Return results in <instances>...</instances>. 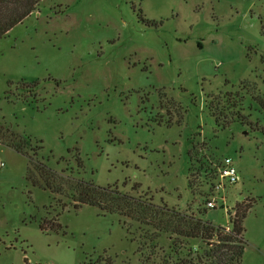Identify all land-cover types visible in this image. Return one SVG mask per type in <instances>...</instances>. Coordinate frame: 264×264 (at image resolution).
<instances>
[{
    "label": "rangeland",
    "instance_id": "1",
    "mask_svg": "<svg viewBox=\"0 0 264 264\" xmlns=\"http://www.w3.org/2000/svg\"><path fill=\"white\" fill-rule=\"evenodd\" d=\"M0 121L58 172L205 209L215 226L251 202L242 264H264V0H42L0 40ZM227 157L239 178L208 208L219 180L205 167ZM0 158V264H140L138 234L97 207L68 206L66 234L41 231L60 196L32 187L28 156L0 142Z\"/></svg>",
    "mask_w": 264,
    "mask_h": 264
},
{
    "label": "trees",
    "instance_id": "2",
    "mask_svg": "<svg viewBox=\"0 0 264 264\" xmlns=\"http://www.w3.org/2000/svg\"><path fill=\"white\" fill-rule=\"evenodd\" d=\"M41 1L0 0V40L35 12ZM36 85L38 82L21 84L24 89ZM9 94H5L7 99H10ZM237 95L232 92L224 94L226 104L220 102L216 110L218 123H229L227 118L231 108L237 107ZM1 137L8 143H4ZM30 139L0 121V142L29 157L26 179L32 187L48 190L53 198L60 196L57 202L61 210L38 221L44 233L62 231L66 234L67 230L60 222L63 211L68 206L79 210L83 205H90L103 214L119 216L128 234H138L140 264H242L246 246L244 220L251 202L238 203L234 214L229 211L232 224L229 229L215 226L199 216V212L205 209L182 211L166 203L156 204L153 198L123 193L116 186L101 187L76 179L67 170L58 172L28 154L25 148L31 146ZM205 171L210 178H217V167H205ZM163 238L169 241L167 246L161 243Z\"/></svg>",
    "mask_w": 264,
    "mask_h": 264
},
{
    "label": "built area",
    "instance_id": "3",
    "mask_svg": "<svg viewBox=\"0 0 264 264\" xmlns=\"http://www.w3.org/2000/svg\"><path fill=\"white\" fill-rule=\"evenodd\" d=\"M6 167V162L2 158H0V171ZM237 169L233 165V160L229 157L225 158L218 166H217V180L219 182L214 183L211 190V197L207 201L206 205L208 208H216L217 207V196L216 192L224 187L223 180H227L229 183H236L238 180Z\"/></svg>",
    "mask_w": 264,
    "mask_h": 264
}]
</instances>
